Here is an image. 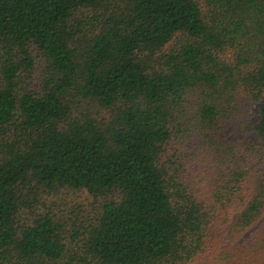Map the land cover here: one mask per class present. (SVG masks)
Here are the masks:
<instances>
[{"label": "trees", "instance_id": "trees-1", "mask_svg": "<svg viewBox=\"0 0 264 264\" xmlns=\"http://www.w3.org/2000/svg\"><path fill=\"white\" fill-rule=\"evenodd\" d=\"M0 264H264V0H0Z\"/></svg>", "mask_w": 264, "mask_h": 264}, {"label": "rangeland", "instance_id": "rangeland-1", "mask_svg": "<svg viewBox=\"0 0 264 264\" xmlns=\"http://www.w3.org/2000/svg\"><path fill=\"white\" fill-rule=\"evenodd\" d=\"M255 113L256 105H253L249 111V117L251 118ZM52 200L48 203L49 208L52 209L57 217L64 218L71 232L74 230L73 224L78 222L81 216L87 218L89 213L94 209L93 199L85 192L61 189Z\"/></svg>", "mask_w": 264, "mask_h": 264}]
</instances>
